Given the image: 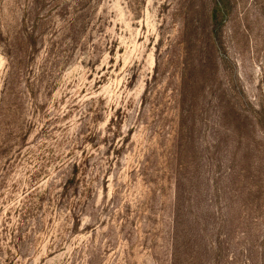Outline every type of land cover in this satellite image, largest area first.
Here are the masks:
<instances>
[{
	"label": "rangeland",
	"instance_id": "1",
	"mask_svg": "<svg viewBox=\"0 0 264 264\" xmlns=\"http://www.w3.org/2000/svg\"><path fill=\"white\" fill-rule=\"evenodd\" d=\"M0 264H264V0H0Z\"/></svg>",
	"mask_w": 264,
	"mask_h": 264
},
{
	"label": "trees",
	"instance_id": "2",
	"mask_svg": "<svg viewBox=\"0 0 264 264\" xmlns=\"http://www.w3.org/2000/svg\"><path fill=\"white\" fill-rule=\"evenodd\" d=\"M215 8H216V7H215ZM216 10H218V8H217Z\"/></svg>",
	"mask_w": 264,
	"mask_h": 264
}]
</instances>
